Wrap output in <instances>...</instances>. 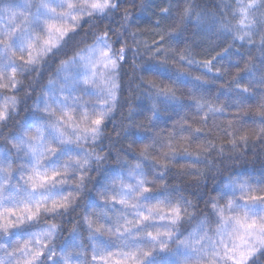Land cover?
<instances>
[{"label":"snow or ice","instance_id":"1","mask_svg":"<svg viewBox=\"0 0 264 264\" xmlns=\"http://www.w3.org/2000/svg\"><path fill=\"white\" fill-rule=\"evenodd\" d=\"M132 4L136 6L135 0ZM218 7L219 16L207 19V31L231 37L242 47L256 45L264 64V0H233ZM196 8L186 0L176 26L192 17L197 26L205 23ZM161 11L162 19H169V9ZM138 24L128 0H0V90L13 93L0 104V264H264V179L249 181L243 173H234L210 192L194 193L197 202L182 191H169L165 173L167 161L175 159L177 140L196 143L204 153L223 156L225 152L210 140L201 143L206 139L197 135L202 129L193 128L187 117L175 121L171 132L153 124L151 136L129 143L128 149L143 145L131 162L106 146L109 125L116 137L124 138L130 128L143 127L131 117L126 127L114 123L129 59L127 40L131 37L136 43L132 29ZM156 26L160 27V20ZM158 35L154 46H146L147 53H155L154 63L138 67L133 59L130 65L133 72L141 73V84L146 83L152 100L149 121H159L160 106L164 111L173 105L193 109L192 119L203 122L232 110L238 115L228 118L225 134L232 144L228 151L247 147L249 137L241 134L239 114L255 101L264 125V76L253 86L259 88L255 96L236 76L234 83H220L221 89L229 84V91L235 89L225 106L205 87L230 74L213 63L215 57L197 61L190 47L172 46V41L185 44L182 35ZM138 55L137 48L133 56ZM52 61L55 64L41 85L45 66ZM240 62L232 65L237 76L249 68L246 63L242 69ZM194 65L203 74L192 75L188 69ZM145 74H150L147 81ZM184 89L189 104L178 94ZM30 98L31 115L14 134H5ZM128 107L130 113L135 110ZM136 108L143 114L142 106ZM253 131L264 137V126ZM157 145L163 151L157 152ZM153 153L160 160L153 158L146 170L145 162ZM109 160L118 167H105ZM199 163L198 156L193 167ZM93 173L100 179L89 189ZM86 194L95 201L82 216L88 247L74 226L72 246L58 253L60 225L55 221L75 211Z\"/></svg>","mask_w":264,"mask_h":264},{"label":"trees","instance_id":"2","mask_svg":"<svg viewBox=\"0 0 264 264\" xmlns=\"http://www.w3.org/2000/svg\"><path fill=\"white\" fill-rule=\"evenodd\" d=\"M185 2L186 0H135L136 6H133L132 0H128L129 10L133 13L134 19L137 17L139 18V24L132 29L133 33H135L136 43H133L131 37L127 40L129 59L128 62L125 63L123 70L121 99L114 113V123L126 127L127 121L131 117L135 120L136 124L142 125L143 127L130 128V135L124 138L123 136L116 137L115 133L112 131V125H109L107 135L110 139L105 140V144L111 147L113 155L119 154L121 160L131 162L133 156L139 155L143 145L133 144V148L128 149L129 143L141 137L151 136L153 134V124L159 123L161 129L171 132L175 121L187 117L189 121L192 122L193 128L200 127L202 129V132L197 135L206 137V139L202 140L201 143H206L210 140L217 148L222 146L225 149L223 156H219L214 153L201 152L197 148L196 143L182 140H177L175 142V159L167 161V171L165 173L167 187L169 191H182L188 199L197 202L198 196L193 195L194 193L202 195L205 190L210 192L215 185L234 173H243L244 178L249 181H260L264 179V137L258 138L253 131L264 125L260 124L261 117L259 115V110L255 107V101L252 102L253 107H251L250 110L246 113L239 114L243 117L242 121H240L243 124V131L241 134L246 132L249 137L247 147L240 148L237 152H230L228 149L232 147L231 137L225 134V130L228 128V118L238 115L237 113L230 110L226 112L224 116H219L215 119L209 116L208 121L203 122L199 118L195 120L192 119L193 109L181 108L179 105H173L169 107L168 111H164L163 106H160L159 121L152 120L150 122L148 117L151 116V113L148 109L152 107V100L147 94L146 83L143 85L141 84L139 78L141 73L139 71L133 72L130 66L131 61L135 59L138 67H143L146 62L154 63V61L151 60V56L155 55V53H147L146 46H154V42L159 40L158 33L171 32L172 35L180 34L185 44L177 46L175 41H172V46L174 48L179 47L180 50H182L185 46L190 47L197 61H204L215 57L213 63L222 69V73L225 70L230 73L229 75H223L222 79L218 77L216 83L210 81L208 85H205L206 88L211 89L208 95L211 97L219 95V102L225 104V106H227L229 102V97L234 96L235 89L229 91L230 84L221 89L220 83L224 81L234 83L232 78L236 76L237 79L241 80L242 84L249 87L250 92L255 96L259 92V88H254L253 86L264 76V64H262L260 60L262 53L256 45L249 46L245 44L242 47L239 42L233 43L231 37L225 39L224 34L217 33L213 35L207 31V19L213 14L217 16L220 14L221 9L218 5H223L225 3L232 4L233 0H187L188 3H194L197 6L196 10L205 17V23L197 26L196 17H192L190 21L184 20V22L180 23L177 27L176 24L179 13L182 12ZM141 4H143V7L140 6ZM163 8L169 9L167 14L169 19L167 20L162 19V16L165 15L161 11ZM230 18L231 16L229 15V19ZM157 20H160V27L156 26ZM165 38L166 40L169 39L168 36ZM257 44H259L258 39ZM83 46L84 45H81V47ZM137 48L139 49L140 55L134 57L133 53L137 51ZM224 48H228V52H224ZM237 49H239V54L237 53ZM66 51L70 54L72 46L69 45ZM217 53H220V55H217ZM240 54H243V59H241ZM238 59L241 60L240 67L242 69H245L246 63L249 65V68L240 72L239 76L236 74V69L232 67ZM54 64L55 61H52L51 65L45 66L40 81L41 85L46 82L47 76L51 72V66ZM188 71H191L194 76L203 74V69H200L196 65L192 66ZM149 78L150 74H145V81ZM157 83H159V81H157ZM138 85H140V87H137ZM12 94L13 93L10 91L0 90V104H3L5 99ZM178 94L182 95L184 104L190 103V101L185 98L187 96V89H184L182 94ZM31 100L32 98L28 100L27 107L21 105L18 120L13 122V128L11 130H5V134H14L19 123L31 115ZM129 105L135 108L131 113L129 112ZM136 106H142L143 114H141V110L136 108ZM253 121H255V123H253ZM235 123L236 121H233V124ZM144 129H148V131H144ZM236 131L237 129H232L233 134H235ZM237 143H240V141L238 140ZM2 146L3 142L0 141V147ZM155 147L157 148V152L163 151L159 149L158 145ZM185 148H187V153L184 151ZM169 155H173V153H169ZM198 156L200 163L193 167V161H195ZM205 157H207V160H205ZM153 158H155V160H160V156L153 153L148 161L145 162L146 170L151 167ZM161 163L165 162L161 160ZM105 167L116 168L118 164L115 160H109ZM213 167L217 169V171H213ZM197 171L205 175H193V173ZM92 175L93 179L88 184L89 189H94L97 185V181L100 179L96 173ZM92 202L95 201H90L86 194L85 197L78 201V207L75 211L71 212L69 215L57 218L55 222L60 225V233L55 241L58 253L62 247L70 248L72 246L71 231L74 226L80 229V238L83 240L85 247H88L86 235L82 227V216ZM199 207L203 208L204 205L200 204ZM199 214L198 212L197 215ZM78 221L80 222L79 224H77ZM44 226L42 222L40 227ZM185 227L190 226L186 225Z\"/></svg>","mask_w":264,"mask_h":264}]
</instances>
